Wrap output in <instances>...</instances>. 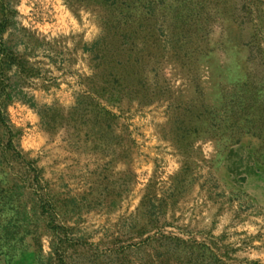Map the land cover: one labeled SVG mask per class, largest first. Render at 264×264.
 I'll return each mask as SVG.
<instances>
[{"label": "rangeland", "instance_id": "374dc122", "mask_svg": "<svg viewBox=\"0 0 264 264\" xmlns=\"http://www.w3.org/2000/svg\"><path fill=\"white\" fill-rule=\"evenodd\" d=\"M0 264H264V0H0Z\"/></svg>", "mask_w": 264, "mask_h": 264}, {"label": "trees", "instance_id": "16d2710c", "mask_svg": "<svg viewBox=\"0 0 264 264\" xmlns=\"http://www.w3.org/2000/svg\"><path fill=\"white\" fill-rule=\"evenodd\" d=\"M3 32H4V31H0V35H3Z\"/></svg>", "mask_w": 264, "mask_h": 264}]
</instances>
